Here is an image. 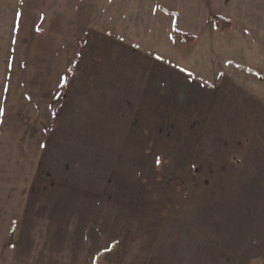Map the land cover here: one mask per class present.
<instances>
[{
	"label": "rangeland",
	"instance_id": "obj_1",
	"mask_svg": "<svg viewBox=\"0 0 264 264\" xmlns=\"http://www.w3.org/2000/svg\"><path fill=\"white\" fill-rule=\"evenodd\" d=\"M162 1L179 26H133L129 57L106 24L135 1L69 0L61 26V0H0V264H264V117L210 93L178 33L235 0Z\"/></svg>",
	"mask_w": 264,
	"mask_h": 264
},
{
	"label": "crops",
	"instance_id": "obj_2",
	"mask_svg": "<svg viewBox=\"0 0 264 264\" xmlns=\"http://www.w3.org/2000/svg\"><path fill=\"white\" fill-rule=\"evenodd\" d=\"M130 1H135L137 4V8H135L132 12H129V10L127 9L125 11L119 10V12H117V10H115L114 13L111 12L113 16L109 19V22L106 24V26H115V43L117 45L119 43L123 44L122 42H118V39H125L127 41V43L125 44L126 47L130 48L129 57H132L131 55L134 48L139 47L138 39H132V37L128 36V32L132 30L133 26H136L138 30H140L139 33H141L144 26H153L152 23L155 25V20H161L160 26H164V18H168V21H170V26H179L178 18L180 16V13L176 9L165 5L162 0H151V2L149 3L147 0ZM248 1L249 0H235L231 12L222 11L220 13H214L211 11L208 15L205 14L203 18L204 25L212 26L210 34L206 33V30H204L203 32H199L189 29L190 32H186V34L195 36V40L190 43H184L181 39L182 43H180V47H182L184 51L185 49H187L190 57L193 55L199 58L200 56H202V53H204V58L202 59V61L210 64V69L208 67L207 74H205V81L211 87H216L218 84L220 85V89L218 90H213V87L211 88V90H208L210 93L220 91V93L222 94V92L224 93L228 88L227 92L233 94L234 91H237V95L243 96L241 97L242 99H244V94H249V96L244 99V101L246 100V104L240 106L238 103L235 113H237L239 116H246L245 120L251 121L246 124L248 126H253L257 125L256 123H254V121L259 120L260 117H264V95H261V92H264L262 91V89L264 90V65H262V67L253 66L247 62L250 59H243L240 57V55L246 54V52L242 48L244 46V40H246L247 42L246 45L250 44L252 46L250 48L256 49L257 47L264 54V0H260V9H256L253 6H250V3ZM69 3V0H61V26L74 25L75 19L71 20L70 15H74L75 11L78 14L76 17V21H79L81 13L84 14L83 8L82 10H80L78 6L76 8L70 9ZM97 6L99 8V5ZM100 11L101 10L99 8L97 12L98 22L93 20V25L97 23V25L100 26V21L102 20ZM82 16V19L80 20L81 26L84 25V18ZM154 16L156 17V19L154 18ZM216 16H221L226 20H229L231 22L230 27L223 28L221 24L217 23ZM41 18L39 19L41 20ZM152 18H154L155 20H153ZM69 21H71V24H69ZM45 22V19L42 20L41 23L37 22L36 26H43L45 25ZM157 25L158 22H156L155 26ZM219 25L221 27H219ZM122 34L125 35L123 36ZM128 38H130V40H128ZM218 38L221 41V45L217 44L219 40ZM129 42L131 44H129ZM136 51L138 52L137 54L140 58H145L148 60V51H138V49H136ZM249 51L251 52V50ZM255 52V50H252V53ZM160 56L163 59L168 60L164 55ZM174 58V64H177V60L179 64L178 68L182 71V74H185L184 79L189 82L192 79V75H194L195 73L187 65H183V54H176ZM251 61L252 59L249 62ZM160 62L164 63L166 61Z\"/></svg>",
	"mask_w": 264,
	"mask_h": 264
},
{
	"label": "trees",
	"instance_id": "obj_3",
	"mask_svg": "<svg viewBox=\"0 0 264 264\" xmlns=\"http://www.w3.org/2000/svg\"><path fill=\"white\" fill-rule=\"evenodd\" d=\"M216 21L218 24H221L223 28H228L230 27L231 22L229 20H226L225 18L221 16H216ZM181 39L183 40L184 43H190L195 40V36L186 34V33H180L178 32Z\"/></svg>",
	"mask_w": 264,
	"mask_h": 264
}]
</instances>
